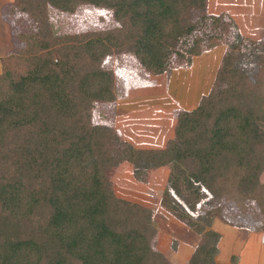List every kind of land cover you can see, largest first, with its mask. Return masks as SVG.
I'll list each match as a JSON object with an SVG mask.
<instances>
[{"label": "trees", "instance_id": "16d2710c", "mask_svg": "<svg viewBox=\"0 0 264 264\" xmlns=\"http://www.w3.org/2000/svg\"><path fill=\"white\" fill-rule=\"evenodd\" d=\"M205 2L18 0L5 8L12 28L24 17L28 24L14 30L20 47L0 57V264H169L152 246L151 211L113 192L108 174L121 162L140 182L147 170L170 168L171 193L163 189L158 205L199 236L185 264H223L207 229L218 211L189 214L207 196L211 206L229 199V214L256 206L264 232V41L227 40L228 21L207 14ZM80 4L110 10L115 27L51 35L48 7L70 13ZM214 40L227 47L212 86L176 114L162 148H135L92 121L94 102L114 100L113 73L100 67L107 54L129 49L157 75L190 67Z\"/></svg>", "mask_w": 264, "mask_h": 264}, {"label": "rangeland", "instance_id": "374dc122", "mask_svg": "<svg viewBox=\"0 0 264 264\" xmlns=\"http://www.w3.org/2000/svg\"><path fill=\"white\" fill-rule=\"evenodd\" d=\"M7 6L16 10L18 0H0V57L20 47L14 32L23 30L28 24V19L24 17L12 28L4 19ZM205 10L207 14L224 15L229 25L227 40H234L231 37L236 33L244 39L264 41V0H206ZM47 14L49 31L57 37L112 29L116 25L110 10L88 4H80L70 13L48 7ZM18 15L20 13L12 14V19ZM226 47L225 41L222 40L206 43L194 53L190 67L170 68L157 75L147 73L150 76L143 74L145 72L135 60L132 51L125 49L122 54L113 51L114 54L103 62L104 67L101 68L111 71L117 78L115 91L118 95L128 96L131 100L128 106L121 107L122 110L116 107L113 101L110 104L98 102L96 107L92 106L95 110L92 121L98 122L101 117L103 123L117 134L113 125L120 126L126 139L133 143L129 144L135 148L159 149L153 147L162 146L164 141L173 136L176 114L195 108L200 97L206 95L211 88ZM243 64L245 68L248 67ZM119 137L121 139V136ZM169 172L168 166L147 170L145 181L140 182L133 178L132 166L121 162L109 172L108 179L116 196L139 203L151 211V222L156 230L153 248L160 251L169 264H185L199 236L158 205L163 189L171 193L167 188ZM258 183L261 189H264V169L258 175ZM232 197L235 199V194H232ZM208 200L209 196L202 199L196 210L189 214L195 216L204 211H218L207 229L218 235L215 246L216 252L219 251L220 254L214 255V260L227 262L230 253L239 251L243 239H248L245 231L252 234L262 232L259 231L262 220L254 214L256 206L243 215L229 214L226 212L231 208L227 201L229 199L223 201L225 206L220 203L214 205L215 207L206 204ZM253 239L255 238H251L244 247L243 264H264V258H259V254L254 257L256 246H253ZM252 249V254L246 253ZM253 258L257 260L254 259L253 262ZM259 259H262L263 263Z\"/></svg>", "mask_w": 264, "mask_h": 264}, {"label": "crops", "instance_id": "0c3cea01", "mask_svg": "<svg viewBox=\"0 0 264 264\" xmlns=\"http://www.w3.org/2000/svg\"><path fill=\"white\" fill-rule=\"evenodd\" d=\"M5 19V18H4ZM118 53H120V54H122L123 52H118ZM112 54H114V53H110V54H107L106 56H104L102 59H101V62H100V67L102 66V67H104L102 64H103V62H105V60H107V59H109L110 58V56L112 55ZM140 68V67H139ZM145 72V71H144ZM144 75L146 74L147 76H150V75H148L147 74V72H145V73H143ZM113 77H114V74H113ZM114 100H112L114 103V105L116 106V107H118L120 110H122V106H128L129 105V103H130V97H128V96H125V95H123V96H125V97H123L122 95L121 96H119L118 95V92H116L115 91V85H116V80H117V78L116 77H114ZM101 103H103V104H110L111 103V101L110 102H101ZM96 104H98V102H94L93 103V105L96 107ZM94 107V108H95ZM194 108V107H193ZM192 108V109H193ZM94 109H92V116H93V114H94ZM176 118V117H175ZM100 120H98V122L96 121V123H101V124H106V123H103L104 122V120H101V117L99 118ZM113 127L115 128V130H117V132H118V134H119V136H121V139L122 140H124V141H126L127 143H132L131 141H129V140H127L126 139V137H125V133H124V130H123V128H121L120 126H118V125H113ZM168 140V139H167ZM167 140H166V142H167ZM166 142L164 141V143H163V145L162 146H164L165 144H166ZM133 144V143H132ZM162 146H159V147H153V148H160V147H162ZM245 233L246 234H248V239L246 238H244L243 240V243H242V246H240V248H239V251H237V252H231L230 253V255H229V261H227V262H222V261H219V263H223V264H243L244 263V257H245V255H243L244 253H243V251H244V247H245V245H246V243L251 239V238H255V239H253V246H256V250H255V253H254V257H255V255L257 254V256H258V254H259V258H264V249H262V244H264V232H261V233H247L246 231H245ZM245 233H244V235H245ZM253 236V237H252ZM243 238V237H242ZM241 238V239H242ZM191 253V252H190ZM219 253V251H217L216 252V254L215 255H217ZM246 253H248V254H252L253 253V249L252 250H247V252ZM220 254V253H219ZM218 256V255H217ZM254 259L255 260H257V258H253L252 259V261L254 262ZM260 261H261V263H263V261H262V259H259Z\"/></svg>", "mask_w": 264, "mask_h": 264}]
</instances>
